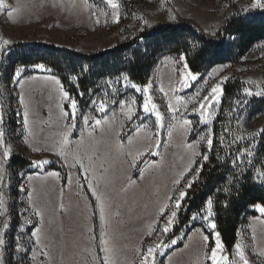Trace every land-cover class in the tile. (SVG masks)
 I'll use <instances>...</instances> for the list:
<instances>
[{
    "label": "rangeland",
    "instance_id": "obj_1",
    "mask_svg": "<svg viewBox=\"0 0 264 264\" xmlns=\"http://www.w3.org/2000/svg\"><path fill=\"white\" fill-rule=\"evenodd\" d=\"M256 2L0 0V264H264L260 203L230 252L211 204L171 235L224 82L238 77L247 97L264 98V41L206 71L163 55L146 83L110 79L84 111L44 65L8 73L18 42L92 52L179 22L212 35ZM238 122L242 135L257 134L264 105ZM14 156L28 163L15 167Z\"/></svg>",
    "mask_w": 264,
    "mask_h": 264
},
{
    "label": "trees",
    "instance_id": "obj_2",
    "mask_svg": "<svg viewBox=\"0 0 264 264\" xmlns=\"http://www.w3.org/2000/svg\"><path fill=\"white\" fill-rule=\"evenodd\" d=\"M262 41L264 8H254L231 15L212 35L192 23L179 22L159 23L126 41L92 52L45 42H18L8 73L10 77L21 65H44L59 76L84 111L95 93H103L110 79L126 75L134 82L146 83L163 55L182 54L191 70L206 71L240 59ZM261 105L264 98L247 97L238 77L224 82L211 145L201 149L198 177L187 190L171 235L211 204L216 229L230 252L251 206H264V126L257 134L242 135L238 122L242 113H254ZM27 163L20 156L11 160L18 168Z\"/></svg>",
    "mask_w": 264,
    "mask_h": 264
},
{
    "label": "snow or ice",
    "instance_id": "obj_3",
    "mask_svg": "<svg viewBox=\"0 0 264 264\" xmlns=\"http://www.w3.org/2000/svg\"><path fill=\"white\" fill-rule=\"evenodd\" d=\"M253 8H264V3H261L260 0H257V2L252 5ZM245 92L249 95H251L252 93L249 91V90H245ZM257 94H264V93H257ZM262 132H264V130H262ZM258 207V210L261 212V213H264V207H260V206H257Z\"/></svg>",
    "mask_w": 264,
    "mask_h": 264
}]
</instances>
